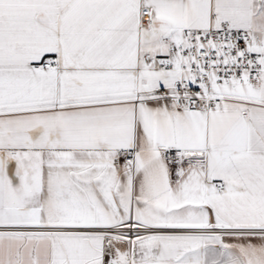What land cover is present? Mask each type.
<instances>
[{"label": "snow or ice", "instance_id": "snow-or-ice-1", "mask_svg": "<svg viewBox=\"0 0 264 264\" xmlns=\"http://www.w3.org/2000/svg\"><path fill=\"white\" fill-rule=\"evenodd\" d=\"M0 264H264V0H0Z\"/></svg>", "mask_w": 264, "mask_h": 264}]
</instances>
